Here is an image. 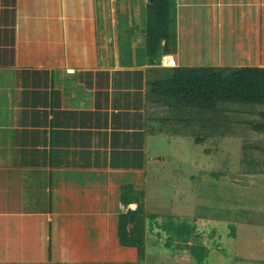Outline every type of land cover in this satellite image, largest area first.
<instances>
[{
    "label": "crops",
    "instance_id": "0c3cea01",
    "mask_svg": "<svg viewBox=\"0 0 264 264\" xmlns=\"http://www.w3.org/2000/svg\"><path fill=\"white\" fill-rule=\"evenodd\" d=\"M168 8L174 43L149 57L147 0H0V264L205 262L188 235L224 262L226 210L191 205L207 185L158 151L186 138L155 84L171 67L264 66V0Z\"/></svg>",
    "mask_w": 264,
    "mask_h": 264
},
{
    "label": "rangeland",
    "instance_id": "374dc122",
    "mask_svg": "<svg viewBox=\"0 0 264 264\" xmlns=\"http://www.w3.org/2000/svg\"><path fill=\"white\" fill-rule=\"evenodd\" d=\"M260 62L264 64V59L262 58ZM253 115L254 113L248 114L246 118L242 119L243 123H237L238 125L231 127V130H235L237 134L230 133V137L206 136L207 139L198 142L194 147H191V139L188 136H184L186 139L182 137L181 141L175 139L173 143L175 148L173 149H171L172 145H168V139L165 140V144H163L164 139L158 140L159 152H170L176 158L178 157L179 162H182L171 167L170 170L183 172L193 177L192 184L197 186L198 191H202V186L207 185V188L200 194L203 196L201 198L198 197L196 187H192L197 192V197L194 196L193 190L191 192L193 203L190 204L193 205L198 199L197 208L211 206L215 211L211 216L215 218L221 216L219 214L221 208L227 212L224 216L229 217L224 224L220 221L224 227H227L226 232L231 234V241L224 244L222 248L221 254L225 257L224 262L209 261L206 249L202 248L200 244H196L188 235V245L191 244L193 251L199 254L197 257L205 261L197 264H264V172L244 173L243 171H246L244 169L251 162L242 163L241 160L243 150H245L249 155L255 156L254 159L257 163L264 166V131L244 128L247 121L251 123L252 117L256 119ZM258 115L257 118H259ZM204 129L209 131V127L199 126V134L203 135ZM177 136L180 135H175V137ZM172 139L170 138V141ZM151 143L156 145L157 141L152 140ZM175 177L180 179V175L177 177L175 174ZM184 182L188 183L185 179ZM167 185L170 186L169 183ZM167 189V187L164 189V194L168 195L166 199L172 200L171 193L173 191ZM189 198L188 195L184 205H190ZM207 214H198V216L203 218ZM183 217L187 224L189 216L184 215ZM202 221L205 222V219ZM183 225L185 227L184 223ZM186 238L183 237L182 241L178 242L179 245L173 246L172 250H177L180 253L182 249H185ZM210 246L213 247V244ZM191 248L188 246L186 250ZM166 249L171 250V247H166ZM139 264L155 263L150 261ZM164 264L175 263L170 262L169 259Z\"/></svg>",
    "mask_w": 264,
    "mask_h": 264
},
{
    "label": "trees",
    "instance_id": "16d2710c",
    "mask_svg": "<svg viewBox=\"0 0 264 264\" xmlns=\"http://www.w3.org/2000/svg\"><path fill=\"white\" fill-rule=\"evenodd\" d=\"M146 34L145 48L149 57L155 55L162 39V49L169 51L174 38L168 0H147ZM165 73L155 85L160 88L157 90L171 113L170 128L179 129L173 134L191 137L196 143L207 139L206 136L230 137V133L237 134L231 127L243 123L242 119L253 113L256 119L252 117L244 128L264 131V66L171 67ZM202 125L209 127V131L204 129L203 135L198 130ZM254 157L243 150L242 163L251 162L244 173L264 172V166ZM138 209L140 211V207ZM138 216L141 215H136L135 210L132 218L135 231L140 228ZM122 218L124 222L125 216ZM121 229L124 230V223ZM138 248L142 249L140 243Z\"/></svg>",
    "mask_w": 264,
    "mask_h": 264
},
{
    "label": "built area",
    "instance_id": "2783aa9c",
    "mask_svg": "<svg viewBox=\"0 0 264 264\" xmlns=\"http://www.w3.org/2000/svg\"><path fill=\"white\" fill-rule=\"evenodd\" d=\"M162 63L166 64L168 66H174L175 65V61L172 57L169 56H163L162 57Z\"/></svg>",
    "mask_w": 264,
    "mask_h": 264
}]
</instances>
